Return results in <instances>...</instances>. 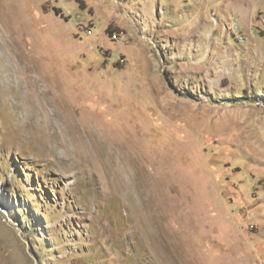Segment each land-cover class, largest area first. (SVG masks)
I'll list each match as a JSON object with an SVG mask.
<instances>
[{"label":"rangeland","instance_id":"1","mask_svg":"<svg viewBox=\"0 0 264 264\" xmlns=\"http://www.w3.org/2000/svg\"><path fill=\"white\" fill-rule=\"evenodd\" d=\"M0 34V264H264V0H0Z\"/></svg>","mask_w":264,"mask_h":264},{"label":"built area","instance_id":"2","mask_svg":"<svg viewBox=\"0 0 264 264\" xmlns=\"http://www.w3.org/2000/svg\"><path fill=\"white\" fill-rule=\"evenodd\" d=\"M243 37H240V39H242Z\"/></svg>","mask_w":264,"mask_h":264},{"label":"bare ground","instance_id":"3","mask_svg":"<svg viewBox=\"0 0 264 264\" xmlns=\"http://www.w3.org/2000/svg\"><path fill=\"white\" fill-rule=\"evenodd\" d=\"M1 35V34H0ZM6 38V37H5Z\"/></svg>","mask_w":264,"mask_h":264}]
</instances>
